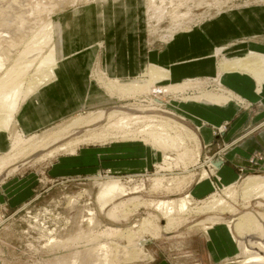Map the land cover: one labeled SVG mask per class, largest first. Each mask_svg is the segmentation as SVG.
<instances>
[{
	"label": "rangeland",
	"instance_id": "obj_1",
	"mask_svg": "<svg viewBox=\"0 0 264 264\" xmlns=\"http://www.w3.org/2000/svg\"><path fill=\"white\" fill-rule=\"evenodd\" d=\"M30 1L32 5L35 3L39 6L47 5L38 18H43L42 22L49 18L55 26L58 18L67 19V16L79 7H88L108 0ZM51 2L53 4L48 5ZM113 4H119L118 17L106 25L107 29L102 31V36L98 37L89 50L94 52L96 50L95 53L102 61L110 60L107 64L112 65L111 73L118 74L122 71L125 72V77H121L123 73H119L120 76H109L102 67L105 62L100 63L102 66L99 62L93 64L88 79L96 86L98 93L106 94L105 100L102 101L107 102L81 110L26 136L25 138H31L23 147L40 143L38 148L33 153L26 152L24 157L1 171L0 264H157L160 261L171 264H234L232 262H241L246 257L242 254L241 247L250 249L249 245L252 243H264V198L251 197L250 200H245L241 183L250 176L258 175L264 178V171L260 169L259 164L262 156L251 155L246 161L245 170L240 169L241 175L237 182L231 184L235 186L234 196L225 197L223 189L230 185H220L215 171L221 167V159L232 143V141L227 143L223 141L228 122L213 128V140L205 146L210 152L205 153L204 147H199L197 160L196 143L187 141L188 138L185 136L182 139L183 144H179L175 141L176 135L168 142L175 146L165 144L155 146L160 157L157 163L152 162V150L149 145L140 140L138 141L142 144L130 141L131 136L138 134L144 128L137 126L114 129L113 133L109 134V138L81 143L75 150V153L80 149L99 152L111 148L120 150L123 145L135 147L147 157V161L144 162L147 170L143 172L140 170L142 173L137 174H116L102 166L96 168L93 173L83 174L80 177L58 179L54 174L56 169H52L53 165L58 158L72 154L57 152L52 157H46V154L76 137L83 139V135L101 132L103 129L107 131L111 120L105 117L98 124L90 127L72 125L73 122L96 112H104L106 115L112 111H121L131 117L154 115L169 118L176 122L177 126L184 125L190 131V135L194 133L198 135V128L194 127L192 120L186 117V114H183L186 106L189 105L186 103H195L189 101L188 97L208 90H212L209 93L221 94L224 89L220 83L217 84L215 76L220 72L224 61L231 62L243 58L249 52L264 55V0H113ZM52 5L53 7L50 8ZM105 5L106 8L99 7V10L112 14L114 11L112 3ZM27 14L28 11L25 15ZM33 19L27 26L30 34L39 31L42 23L41 21L33 23ZM69 32L76 35V31L68 30ZM29 36L22 39L20 44L13 45L12 42L5 43L4 39L0 40V57L4 64L0 71L1 77L19 59V54L23 52ZM37 40L41 39L37 38ZM218 49L220 51L216 53ZM46 51L47 49L43 54ZM150 64L168 72L173 71L177 81L159 79L151 82L146 75ZM31 72L32 70L27 72L24 77L28 79ZM109 79L122 85H113L115 89L111 91L108 87H104L106 81L111 82ZM188 80L191 82L183 88L185 90L170 89L171 91L167 93L158 92L162 88L179 85L178 82L183 84ZM129 84L141 85L143 89L140 92L121 93L120 87ZM151 88L156 90L154 94L151 93ZM236 103L244 109L249 107L242 99L236 100ZM13 125L11 131L1 133L5 148L8 147V150L12 136L16 131L20 132L16 122ZM174 131L176 129L172 130ZM55 136H58L59 140L53 141L52 138ZM6 149L0 150V157H6L8 152ZM114 158L120 160L118 157L114 156ZM100 159L101 162L98 164L103 165L104 158ZM136 160H139V157L129 158V161L136 162ZM194 161L197 162L193 164ZM167 167H169L168 171H166ZM184 168L187 169V173H183ZM158 171L166 175L164 187L172 179L175 183L178 181L181 186L178 184L180 186L178 187L177 182L173 183L175 188L171 186L172 188L169 187L168 190L164 187L152 189L151 179ZM202 172L206 173V180L200 178ZM108 177L118 179L128 195L115 199L101 209L97 195L101 184ZM196 183L209 184L211 192L202 199L195 197L190 206L191 211L181 214L170 231L167 233L161 231L158 237H152V234L142 231L143 221L150 217L153 218L151 225L154 224L156 229L160 230L167 223V219L159 212L146 205L147 202L178 200L192 194L191 190ZM214 193H218L216 197L223 198L225 205L209 210L210 203L206 204L202 201H209L207 198ZM226 206L234 211L229 212ZM113 208H115L114 215L110 216L109 212ZM247 212L258 218L259 229L246 230L243 237L232 231L233 240L227 232L233 245L234 255L226 256L223 262L209 260V250L205 242L207 233L197 224L210 226L217 222H232L239 215ZM107 229L121 231L128 229L129 237L107 234Z\"/></svg>",
	"mask_w": 264,
	"mask_h": 264
},
{
	"label": "crops",
	"instance_id": "obj_2",
	"mask_svg": "<svg viewBox=\"0 0 264 264\" xmlns=\"http://www.w3.org/2000/svg\"><path fill=\"white\" fill-rule=\"evenodd\" d=\"M109 2L112 3L114 10L112 14L99 10V7L106 8L105 4ZM101 3L104 4L101 5ZM101 3L92 5L95 8H92L91 5L79 7L74 13L68 15L67 19L58 18L55 26L52 22L53 44L56 45L58 53L57 74L51 81L38 87L20 105L15 122L20 133L25 135L24 137L45 129L81 110L92 108L101 102H107L102 101L105 100L106 94L98 93L96 86L88 79L91 67L96 62L99 64L105 62L104 66L100 65L109 76H120L119 73L123 72L111 73L112 65L107 64L110 60H100L95 53L96 50L95 52L89 50V47L93 46L102 31L107 29L106 25L118 17L117 6L119 4H113V0ZM68 30L76 31V35L70 33L71 31L68 33ZM122 70L124 69L122 68ZM169 72L173 75V80H171L177 81L173 71ZM124 73L121 77H125ZM215 78L219 80L224 89L221 94L225 95V91L230 92L233 98L231 97L221 104L204 100L186 103L189 105L186 106L183 114H186V117L192 120L194 127L198 128V138L205 153L210 152V149H206L205 146H208L213 140V128L228 122L223 141L224 143L232 141V143L221 159V167L215 171L220 185L228 186L237 182L241 175L240 169L245 170L246 161L253 154L262 156V161L259 164L260 169L264 171V82L262 87L258 88L257 81L245 73L217 72ZM160 80L166 81V79ZM110 81H106L109 86L122 85L120 83L113 84L117 81ZM210 91L212 90L207 92ZM236 96L249 107L244 109L238 105ZM1 133L4 132H0V150L6 149ZM99 152L80 149L70 156L58 158L52 168L56 169L55 176L58 179L80 177L83 174L93 173L94 170L102 166L116 174H137L147 170V165L144 163L147 161V157L135 147L123 145L120 150L111 148V150H99ZM130 157H139V160L129 161ZM100 158H104L103 165L98 164L101 162ZM191 192L195 194L196 198L202 199L209 195L211 188L207 183H196ZM222 228L219 234L214 233L215 228L209 230L207 234L205 233V242L209 250L208 257L213 262H223L226 256L234 255L233 245L228 238L227 231L224 227ZM157 264L171 263L160 261Z\"/></svg>",
	"mask_w": 264,
	"mask_h": 264
},
{
	"label": "bare ground",
	"instance_id": "obj_3",
	"mask_svg": "<svg viewBox=\"0 0 264 264\" xmlns=\"http://www.w3.org/2000/svg\"><path fill=\"white\" fill-rule=\"evenodd\" d=\"M51 4H53V2L49 3L48 5ZM51 7H53V5L50 6V8ZM46 8L47 5L45 4L39 6V4L35 3L34 5H32L30 0H0V40L4 39L5 43L12 42V45L14 43L20 44L22 39L24 40L28 35H30L29 38L26 40L29 41L28 43L26 42L23 52H21V55L19 54V59L15 61V64L13 63L14 65L12 64V68L6 70L5 74H3V77L0 76V132H7L13 129L12 127L14 126L13 124L15 122V116L23 101L29 95H31L38 87L48 81H51L57 74L58 53L56 45L53 44V23L49 18H47L44 22H42L43 18H38L41 14V11L44 12ZM27 11L29 12V14L25 15ZM34 16L35 18L33 19ZM154 17L156 16L154 15ZM32 19L34 20L33 23H36L38 21H41L42 23L39 27V31L31 32L30 34V32L27 31V26L30 24V22H32ZM37 38L41 40L38 41ZM44 49H47V51L43 54V51H45ZM219 51V49L216 50V53ZM3 66V59L0 57V71H2ZM30 70H32V74H30L27 79L24 76L27 75V72L29 73ZM219 73L248 74L253 77L255 81H257L258 88H260L262 87L264 82V55L260 53L249 52V54L247 53V55L243 58L236 59L231 62L224 61L221 65ZM146 75L151 82L159 79H166V81L173 79V75L170 72L166 71L163 68H159L153 64L149 65L148 73ZM189 82L191 81L188 80V82H184L183 84L175 85L168 88L165 87L162 88L163 90H159V88L158 92L167 93L170 89L180 91L185 90L183 88L186 87ZM216 82L217 84L220 83L218 79ZM116 83L117 82L113 84ZM105 84L106 85L104 87H108L111 91H114L115 87L113 85L109 86L107 82H105ZM127 85L120 87L121 93H129L130 91L140 92V90L143 89V86L141 85ZM150 90L151 93L156 91L152 88ZM224 93H226L227 95L209 92H199L197 93V95L188 97V99L192 102L204 100L210 103L214 102V104H221L226 100L231 99V97L233 98V95L230 92L225 91ZM236 100L240 101L238 97ZM103 117H105L109 121L111 120V124L107 126V131L103 129V131L101 132H92V134L90 133L89 135H83V139H80V137H76L74 140L68 141L65 144L57 147L55 150L48 152V154H46V157H52L57 152H66L67 154H74L77 146L81 143L83 144L84 142H94L97 140H101L105 137L109 138V134L113 133L114 129H122L123 127L128 129L131 126H137L138 128L144 127L138 132V134L131 136L132 138L130 139V141L136 144L137 142H139L138 140H140L142 143L149 145L152 150V162L154 163H157L160 157L158 155L159 152L156 150L157 148L155 146L160 144H165L167 146H175L173 143L170 144L168 142L170 141V138L175 137L176 135L177 136L175 137V141H178L179 144H183L182 139L185 136H187L188 138L186 139L187 141H193L194 144L196 143V149L198 150V152L195 153L196 160L199 157V147L201 148V144L198 135L195 133H191L192 135H190V131L184 125L179 124V126H177L178 124L170 120L169 118H162L154 115H141L131 117L129 115H125L121 111H112L106 115L104 112H96L90 113L86 118H81L78 121L73 122L72 125L74 124V126L76 125L77 127H90L92 125L98 124ZM173 129H176V131L172 132ZM30 138H25L22 133L17 131L14 133L10 140V147L8 152L6 153V157H0V173L2 170L19 160V158H21L22 156L24 157L26 152L33 153L38 148L40 143L32 144L28 147H23L24 144L27 143ZM52 139L53 141H57L59 140V137L55 136ZM196 162L197 161H194L193 164ZM168 169L169 167H167L166 171H168ZM184 171L185 172L183 173H187L186 168H184ZM200 176L201 179H205L206 173L202 172ZM166 179L167 178L164 173H161L160 171L156 172L155 174H153V178L151 179V182L153 183L151 188L158 189L164 187L163 182ZM173 183H175L173 179L167 182L165 184L167 187L165 186L164 189L168 190L171 186H174L173 188H175L176 183ZM178 184L180 183L178 182L176 185L178 186ZM234 187V185H230L223 189L225 197L232 198L234 196ZM241 189L243 191V194H245V200L247 201L250 200L251 197L264 198V178L258 175L247 177L241 183ZM134 191H137V189H134ZM126 195H128L127 191L121 185V182L118 179L115 180V178L113 177H108L105 178V182L100 186L97 195V202L99 203V206L102 209L109 203L113 202L115 199L119 197H124ZM194 195L195 194L192 192V194H188L185 197L183 196V198H180L178 200H162L157 202L150 201L147 203L145 202L146 205L149 206V208H154L155 211L159 212L165 219H167V223H165L166 225H164L160 230L156 229L154 224L151 225L153 218L150 217L148 220L143 221L141 225L142 228H140L143 232L145 231L146 233L152 234V237H158L161 231L167 233L172 229L171 226H173L174 222L177 221L176 219H178L181 214H185L189 210L191 211L192 208H190V206L192 205V202H194ZM216 195L218 196V193L211 194L207 198L209 201H202V203H210L209 210H214L217 207L223 206V204L225 205L223 198L216 197ZM114 209L115 208L110 210V216L114 215ZM228 209L229 212L234 211L231 207H229ZM175 215H177V217H175ZM197 225H201L202 230L206 233H208L209 230L215 228L214 233L217 234H219V231L223 229L222 227H224V229L230 233L232 240L234 236L232 234V231H234L238 236L243 237L246 230L256 231L259 229L260 226L258 218L249 212L239 215L238 218L233 220L232 222H217L210 224V226H208L209 224L200 223H198ZM216 226L219 227L217 228ZM106 231L107 234L121 235L126 238L129 237L130 233V230L128 229L125 231L107 229ZM249 246L250 249L245 246L241 247L242 254L246 255L245 259L241 262L232 263L264 264V243H252ZM101 248L104 249L103 247Z\"/></svg>",
	"mask_w": 264,
	"mask_h": 264
}]
</instances>
